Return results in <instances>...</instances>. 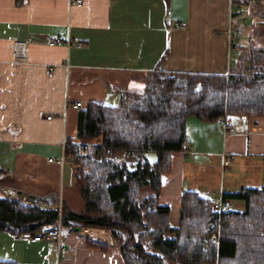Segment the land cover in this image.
Returning a JSON list of instances; mask_svg holds the SVG:
<instances>
[{
    "label": "crops",
    "instance_id": "1",
    "mask_svg": "<svg viewBox=\"0 0 264 264\" xmlns=\"http://www.w3.org/2000/svg\"><path fill=\"white\" fill-rule=\"evenodd\" d=\"M249 1L0 0V195L53 197L56 204L82 210L75 181L79 165L74 159L59 161L66 139L79 140V109L89 100L116 104L121 91H141L155 67L231 73L230 26L239 6L250 9ZM175 21L185 24L173 27ZM53 37L80 45L48 44ZM15 41L24 43L21 60L14 57ZM228 118L234 131L224 132L219 118L187 117L189 149L171 153L170 169L160 180L158 202L169 207L168 226L178 224L183 190L216 200L264 185V116ZM151 192L143 185L138 198ZM230 199L232 210L244 209L243 199ZM61 233L60 244L73 252L58 255L51 239L29 240L1 229L0 260L125 264L108 229L62 225Z\"/></svg>",
    "mask_w": 264,
    "mask_h": 264
},
{
    "label": "trees",
    "instance_id": "2",
    "mask_svg": "<svg viewBox=\"0 0 264 264\" xmlns=\"http://www.w3.org/2000/svg\"><path fill=\"white\" fill-rule=\"evenodd\" d=\"M255 1L249 2L264 0ZM252 21L245 39L238 37V58L227 75L155 67L141 91H121L118 103L89 100L79 109L76 137H100L99 143L79 155L71 138L64 144L65 155L73 153L79 165L75 181L83 209L0 195V230L34 231L59 218L62 225L108 229L125 264H264V185L223 193L243 199L244 209L220 213L210 209L208 197L183 190L174 228L168 226L169 207L158 202L161 175L170 169L171 153L183 148L188 116H264V12ZM120 151L137 157L133 168L117 158ZM143 185L152 192L139 199ZM48 201L56 205L53 197Z\"/></svg>",
    "mask_w": 264,
    "mask_h": 264
},
{
    "label": "built area",
    "instance_id": "3",
    "mask_svg": "<svg viewBox=\"0 0 264 264\" xmlns=\"http://www.w3.org/2000/svg\"><path fill=\"white\" fill-rule=\"evenodd\" d=\"M82 0H70V2H74V3H80ZM185 24V22L183 21H175L173 23V27H180L183 26ZM230 63H234V60L236 58H238V52L236 49V44L238 41V37H239V33H238V29L236 26V23H232V25L230 26ZM48 44L53 45V44H57V45H76L79 46L80 43L78 41H72L69 38H65L62 39L60 37H53L50 40H48ZM13 52H14V57L16 59H23L24 55H25V47H24V43L21 41H15L13 44ZM248 70V69H247ZM76 105H79V103H77ZM51 115H47V117H50ZM219 120L222 122V126H223V131L224 132H231L235 130L234 124L229 120L228 115L223 114L221 116L218 117ZM75 143H77V147L75 150V154H81L83 153V151L85 150V146L87 145H92V144H97L99 143V140H96L95 142H90L85 141V142H81L80 140L75 141ZM189 149V143L185 140L184 141V145L182 148V152L186 153ZM73 159V156L71 154L69 155H63L59 158V161H63L64 159ZM52 158H49V160H51ZM229 159L225 160V163H228ZM243 190V189H240ZM7 197L13 198V199H17L19 201H21L23 204H30L33 198L30 197H17L14 194H8L7 192H5ZM40 207H44V206H53V207H57L58 210H60V203L53 205L52 203L43 200V199H39L36 201ZM210 209L214 212L220 213L222 211H226L229 209L233 208L231 199L228 197H223L220 196L219 198H217L216 200H211L210 202ZM44 229L41 232H33V231H26V232H21V235L23 238L25 239H29V240H40L42 238H48L51 239L55 242L56 244V251L58 255H64V254H69L70 252H73L72 250H69L68 248H65L64 246H62L60 244L62 237V233H61V227H62V223L60 221V219L58 218L55 222L49 223L44 225ZM219 235V229H217L215 232L212 233L211 237L213 239L218 238ZM56 264H60V263H56Z\"/></svg>",
    "mask_w": 264,
    "mask_h": 264
},
{
    "label": "rangeland",
    "instance_id": "4",
    "mask_svg": "<svg viewBox=\"0 0 264 264\" xmlns=\"http://www.w3.org/2000/svg\"><path fill=\"white\" fill-rule=\"evenodd\" d=\"M244 6L245 5L239 6V8L236 7L240 11V14H238L237 17H235L236 18L235 23L238 29L239 37L243 40L245 39L247 33L251 30L250 28L252 27V23H251L253 22L252 20H255V18L259 15V13L264 12V1H262L259 4H254V5L250 4L249 10H245ZM236 53L239 54V51ZM96 140H100V137L93 138L89 141L93 143ZM83 152H85V150ZM71 155L73 156V159H74L73 153H71ZM148 157L152 159L154 158V154L150 152L148 153ZM117 158H120L122 161H124L128 165L130 164V159L131 161H134V160L136 161L137 159L136 156L132 155L131 157V155L129 156L125 154L123 151L118 152Z\"/></svg>",
    "mask_w": 264,
    "mask_h": 264
},
{
    "label": "water",
    "instance_id": "5",
    "mask_svg": "<svg viewBox=\"0 0 264 264\" xmlns=\"http://www.w3.org/2000/svg\"><path fill=\"white\" fill-rule=\"evenodd\" d=\"M10 194H13L12 191L10 192ZM17 197L20 198L21 196H20V195H19V196L17 195ZM34 199H35V198H34ZM42 199L48 201V200H50V197H44V198H42ZM48 202H49V201H48ZM78 228H79V227H78Z\"/></svg>",
    "mask_w": 264,
    "mask_h": 264
},
{
    "label": "bare ground",
    "instance_id": "6",
    "mask_svg": "<svg viewBox=\"0 0 264 264\" xmlns=\"http://www.w3.org/2000/svg\"><path fill=\"white\" fill-rule=\"evenodd\" d=\"M89 230H90V229H89ZM89 230L86 229L85 232H88Z\"/></svg>",
    "mask_w": 264,
    "mask_h": 264
}]
</instances>
